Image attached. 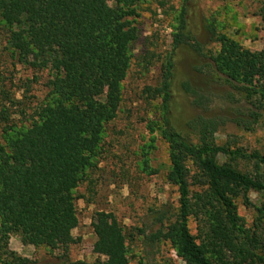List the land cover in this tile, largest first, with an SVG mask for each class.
<instances>
[{
  "label": "trees",
  "instance_id": "trees-1",
  "mask_svg": "<svg viewBox=\"0 0 264 264\" xmlns=\"http://www.w3.org/2000/svg\"><path fill=\"white\" fill-rule=\"evenodd\" d=\"M218 1L260 3L264 22V0ZM143 2L0 0L11 58L51 73L46 96L28 125L12 123L14 100L0 91V264H34L7 250L9 235H17L22 246L50 252L65 251L71 243L77 226L74 192L95 168L105 127L119 110ZM194 2L182 0L159 86L147 90L160 101L159 125L149 129L167 145L165 181L175 189L177 208L156 213L157 228L145 239L150 245L168 243L184 264H264L257 234L264 206L254 208L256 224L246 229L235 204L240 199L251 207L249 192L264 200V154L209 140L226 124L244 132L257 123L264 128V49L256 55L242 48L221 33V24L192 13ZM178 54L197 61L191 67L195 74L207 70L227 86L229 92L218 99L242 108L210 113L213 95L185 81L179 91L202 114L181 126L172 121ZM237 162L251 164L252 171H238ZM91 226L96 256L91 264H128L125 235L114 218L98 214Z\"/></svg>",
  "mask_w": 264,
  "mask_h": 264
},
{
  "label": "rangeland",
  "instance_id": "rangeland-1",
  "mask_svg": "<svg viewBox=\"0 0 264 264\" xmlns=\"http://www.w3.org/2000/svg\"><path fill=\"white\" fill-rule=\"evenodd\" d=\"M192 13L200 12L206 18L222 25L221 33L242 48L258 55L264 49V22L262 5L249 1L220 2L194 0ZM182 0H145L137 8L135 27L137 38L130 49V65L121 83V102L115 118L106 125L100 156L96 166L87 173L86 180L74 192L77 226L70 233L72 241L65 251H47L43 248L22 246L17 235H9L7 250L34 264H91L94 235L92 223L97 215H110L125 235L128 264H184L166 242L150 245L145 236L157 228L152 219L162 211L177 208L175 189L165 181L168 169L167 145L157 131L149 126L159 125L157 96L147 90L159 86L161 66L171 50L172 27ZM8 30L0 24V91L6 92L13 105L11 121L16 126L28 125L35 109L47 93L51 79L48 69L30 68L11 58L7 42ZM216 49L215 46L212 50ZM197 61L184 54L175 58V84L172 88V121L177 125L202 114L190 105L191 98L179 91L178 85L189 82L213 95L208 112L218 113L229 108H242L241 104L229 105L217 97L229 92L221 80L203 70L195 74L192 66ZM1 99V98H0ZM215 144L228 142L231 148L264 154V128L259 123L251 132H244L226 124L209 137ZM1 142V139H0ZM219 161H223L219 159ZM234 167L250 173L251 164L237 162ZM251 207H244L237 199L236 213L246 229L256 224L254 208L264 206V200L254 192L247 194ZM191 235L196 236L195 223L188 221ZM264 245V220L257 228Z\"/></svg>",
  "mask_w": 264,
  "mask_h": 264
}]
</instances>
